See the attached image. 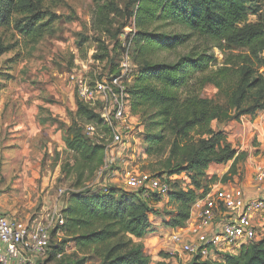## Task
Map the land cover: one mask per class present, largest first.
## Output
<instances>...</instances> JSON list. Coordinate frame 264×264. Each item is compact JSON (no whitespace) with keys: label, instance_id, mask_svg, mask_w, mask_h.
<instances>
[{"label":"trees","instance_id":"16d2710c","mask_svg":"<svg viewBox=\"0 0 264 264\" xmlns=\"http://www.w3.org/2000/svg\"><path fill=\"white\" fill-rule=\"evenodd\" d=\"M102 1L112 5L121 0ZM126 1L127 8L134 7L127 19L135 28L131 60L136 71L128 87L131 111L144 125L147 156L160 160L164 174L159 176L166 175L171 188L168 202L173 212L165 225L182 228L198 199L213 186L232 182L244 154L213 124L264 112V78L255 66L259 53L264 52V20L260 16L264 0ZM42 7V0H0V30L16 23L25 37L38 41L49 30L41 16L45 14ZM100 12L106 22L117 10L102 5ZM252 15L258 16V22L251 21ZM21 16L23 19H18ZM193 41L199 45L179 53ZM215 50L224 54L223 67L207 75L218 63ZM104 51L105 55L95 57L98 61L109 58L108 50ZM6 52L8 49L0 46V56ZM119 65L111 64L108 74L118 73ZM207 83L222 93L224 103L201 94ZM76 104L63 138L72 154V163L65 165L63 172L74 178V190L65 193V224L53 231L52 237L62 234L67 240L64 244H74L77 254L83 256L74 264H151L143 240L153 232V204L162 199L142 198L116 187L107 191L88 187L105 165L108 145L104 139L89 137L82 126L92 125L97 136L110 131L95 107L78 97ZM230 162L231 169L223 177L208 174L211 165ZM64 253L65 246L56 248L54 256ZM161 256L171 258L169 254ZM190 264H264V236L223 262L195 257Z\"/></svg>","mask_w":264,"mask_h":264},{"label":"rangeland","instance_id":"374dc122","mask_svg":"<svg viewBox=\"0 0 264 264\" xmlns=\"http://www.w3.org/2000/svg\"><path fill=\"white\" fill-rule=\"evenodd\" d=\"M42 3L45 14L41 16L43 22L48 23L49 30L38 41L25 37L16 23L0 30V46L8 49L0 56V207L13 222L24 226L35 224L55 200L63 209L67 194L60 197V191L69 193L74 190V178L63 172V167L72 163V154L66 150L59 129L65 132L77 109L76 79H88L94 84L109 75L111 64L115 67L121 62L125 43L131 50L135 31L132 21L127 19L134 7L127 8L126 0L112 5L102 0H42ZM102 5L117 10L106 22L100 12ZM260 16L264 20V9ZM250 19L258 22V16L252 15ZM197 45L199 42L193 41L179 53H188ZM105 49L110 53L109 58L98 61L95 57L105 55ZM217 51V66L211 67L207 75L223 67L224 54ZM176 55H172V59ZM259 58L255 66L264 78V52L259 53ZM201 94L219 103L225 102L213 84L204 85ZM129 120L130 145L127 148L113 147L104 167L88 187H120L133 192L124 184L126 174H164L159 168L160 160L146 154L143 123L132 113ZM22 123H25L24 132L19 128ZM79 124L82 126L81 122ZM82 127L86 131L87 125ZM237 128L225 131L228 141H234V149L244 152L237 166V175L230 184L244 186L249 191L254 186L251 184L253 164L264 159V141H260L257 134L243 133V128ZM97 133L95 130L91 137L95 141L104 139L109 146L111 134L97 136ZM231 135L234 138H230ZM256 148L259 150L255 151ZM153 205V232L143 240L151 264H190L191 258L174 252L167 240L170 230L165 221L173 212L168 198ZM262 233L264 218L260 226ZM65 241L62 234L53 235L49 255L39 258L37 264H74L82 259L74 244H64ZM63 246L65 253L54 256L56 248L59 250ZM169 251L174 252V256L164 260L161 255L169 254Z\"/></svg>","mask_w":264,"mask_h":264},{"label":"built area","instance_id":"2783aa9c","mask_svg":"<svg viewBox=\"0 0 264 264\" xmlns=\"http://www.w3.org/2000/svg\"><path fill=\"white\" fill-rule=\"evenodd\" d=\"M118 73L107 75L94 84L88 79H76L78 99L95 107L111 134L106 160L113 147L130 145L132 135L131 102L128 87L136 66L131 50L124 44ZM216 56L218 51L216 50ZM97 105V106H96ZM86 134L94 136L95 128L86 127ZM127 148V147H126ZM252 194L244 186L219 183L198 199L191 209V218L182 228L170 229L168 242L180 256L199 257L203 261L223 262L226 256L238 255L241 249L259 241L264 218V159L253 164ZM126 189L142 198H168L170 185L166 176L126 174ZM255 187V188H254ZM108 187L103 190L107 191ZM60 197L65 194L59 193ZM65 224L62 208L56 205L33 225H18L0 207V264H37L47 256L52 232ZM174 252L169 251L170 256ZM171 257V258H172Z\"/></svg>","mask_w":264,"mask_h":264},{"label":"crops","instance_id":"0c3cea01","mask_svg":"<svg viewBox=\"0 0 264 264\" xmlns=\"http://www.w3.org/2000/svg\"><path fill=\"white\" fill-rule=\"evenodd\" d=\"M75 113H76V111H75ZM75 113L73 115H75ZM70 123H71V120H70ZM240 123H241L242 126L239 125ZM24 124L25 123H22L21 126H19L21 132L26 131L25 130L26 128H25ZM236 125H237L238 128L240 127V128H243L245 130L243 133H254V134H257V136L260 139V141H261V139H262V141H264L263 140V137H264V112H261V113H259L258 115L254 116V117H252V116H244V117L241 118L240 121H232V122H228V123H225V124H219V123L215 122L213 124V126H214V128L216 130H222V131H226L227 130L228 132H229V130L237 128ZM40 126L43 127L42 124H40ZM68 126H70V124ZM59 133H60V137H61V134L63 135L62 136V140H63V138L65 136V132L62 129H59ZM231 133H232V131H231ZM233 136L234 135H231L230 138H234ZM229 142H230L231 145L234 143V141H232V139H229ZM233 146H235V145H233ZM257 148L255 149V151L259 150ZM242 153H244V152H242ZM250 159H251V156H250ZM255 159H258V158H255ZM231 163L232 162H230L228 164H225V165L213 164V165L210 166L208 174H213V175H217V176H220L219 174H221L222 176H224L228 172V170H229L228 168L231 166ZM213 172H215V173H213ZM118 188L123 190L120 187H118ZM249 188L251 189L252 186L250 185ZM251 190L253 191V188ZM251 190H249V193L252 194ZM123 191H125V190H123ZM56 205H57V203H56V200H55L54 203L49 208L46 209L45 213L48 210L54 208ZM169 230H170V228H169Z\"/></svg>","mask_w":264,"mask_h":264}]
</instances>
